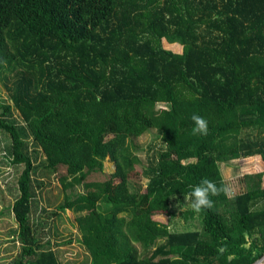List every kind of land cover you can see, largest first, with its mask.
Segmentation results:
<instances>
[{
    "label": "trees",
    "instance_id": "1",
    "mask_svg": "<svg viewBox=\"0 0 264 264\" xmlns=\"http://www.w3.org/2000/svg\"><path fill=\"white\" fill-rule=\"evenodd\" d=\"M0 80V135L21 170L8 264H61L47 209L33 219L61 167L58 211L77 214L87 264L264 260L263 172L199 214L184 197L205 177L230 188L222 164H264V0H0ZM150 133L161 148L143 162L133 142ZM107 159L113 173L92 180ZM185 207L181 229L153 220Z\"/></svg>",
    "mask_w": 264,
    "mask_h": 264
},
{
    "label": "rangeland",
    "instance_id": "2",
    "mask_svg": "<svg viewBox=\"0 0 264 264\" xmlns=\"http://www.w3.org/2000/svg\"><path fill=\"white\" fill-rule=\"evenodd\" d=\"M165 48L170 49L174 52H180L181 47L178 44H169L166 41L163 42ZM0 98L5 103H10L8 100L7 93L0 80ZM162 106H158L161 109ZM9 143V140L5 136L0 135V264H8L12 257L17 254L18 244L13 246L11 242V231L17 227L16 222L12 214H10L9 208L14 203L15 198L18 196L16 185L17 177L21 170L10 165L6 159V153L4 152L5 146ZM136 147L139 148V156L143 162H147L155 151L161 148L159 140L156 139L154 133L146 134L133 142ZM38 161L44 159L42 155H38ZM104 173L94 176L92 180L103 179L110 176L113 171V165L108 161H105ZM222 175L224 180L230 186V189L234 193L233 195L242 192L244 189L243 178L247 174L264 173V164L261 157H252L250 159H239L230 162L228 165H221ZM65 168L61 167L59 171L49 177L43 179L44 186L37 191L36 214H33V219H36L40 215L41 209L46 208L50 218L46 220L47 225L45 226V238L50 240L54 250L57 251L59 261L61 264H87L89 258L85 253V249L78 242L79 234L76 228V217L77 214L72 211H66L60 213L58 206L63 201L64 194L60 188L58 176L65 173ZM146 181L139 171L138 173H132L131 177ZM264 179V178H263ZM187 207L176 210V216L169 222L168 216L163 212H156V215L162 216L165 223H169L170 227L174 229L177 227L181 229L186 223L181 218L180 213L185 211ZM34 213V212H33ZM54 213L56 215L54 216ZM165 216V217H163ZM155 218L159 219L154 215ZM196 227L199 225L196 223Z\"/></svg>",
    "mask_w": 264,
    "mask_h": 264
},
{
    "label": "clouds",
    "instance_id": "3",
    "mask_svg": "<svg viewBox=\"0 0 264 264\" xmlns=\"http://www.w3.org/2000/svg\"><path fill=\"white\" fill-rule=\"evenodd\" d=\"M191 121L193 123V135L206 136L208 134V122L204 117L194 113L191 116ZM233 194L230 188L218 185L215 181L205 177L201 179L199 184L191 186V191L184 197L186 203H190L192 211L199 214L214 207L212 197L224 195L227 198H231Z\"/></svg>",
    "mask_w": 264,
    "mask_h": 264
},
{
    "label": "crops",
    "instance_id": "4",
    "mask_svg": "<svg viewBox=\"0 0 264 264\" xmlns=\"http://www.w3.org/2000/svg\"><path fill=\"white\" fill-rule=\"evenodd\" d=\"M155 216H157L159 219H157V218H155L154 216H153V220H156V221H158V222H161V223H164V224H166L165 223V221L163 220V218H161L162 216H158V215H155ZM163 217H165V216H163Z\"/></svg>",
    "mask_w": 264,
    "mask_h": 264
},
{
    "label": "built area",
    "instance_id": "5",
    "mask_svg": "<svg viewBox=\"0 0 264 264\" xmlns=\"http://www.w3.org/2000/svg\"><path fill=\"white\" fill-rule=\"evenodd\" d=\"M257 264H264V260L259 261Z\"/></svg>",
    "mask_w": 264,
    "mask_h": 264
}]
</instances>
